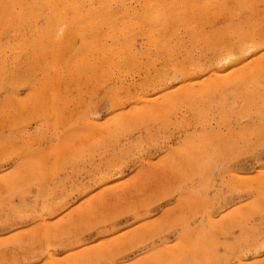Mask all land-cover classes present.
I'll return each instance as SVG.
<instances>
[{
  "label": "rangeland",
  "instance_id": "obj_1",
  "mask_svg": "<svg viewBox=\"0 0 264 264\" xmlns=\"http://www.w3.org/2000/svg\"><path fill=\"white\" fill-rule=\"evenodd\" d=\"M42 1L0 29V264H264V45L223 62L230 44L203 39L228 16L197 42L187 23L164 39L141 23L145 0H105L115 28L68 35L76 46L51 58L66 26L45 27ZM85 2L78 18L103 12Z\"/></svg>",
  "mask_w": 264,
  "mask_h": 264
},
{
  "label": "bare ground",
  "instance_id": "obj_2",
  "mask_svg": "<svg viewBox=\"0 0 264 264\" xmlns=\"http://www.w3.org/2000/svg\"><path fill=\"white\" fill-rule=\"evenodd\" d=\"M23 1H25V0H7V2H5L4 0H0V29H2V28H7V27H10V25L13 23V21H14V19L16 18V17H20L21 19H22V15H24L26 12L28 13L29 11H27V6H31L30 4H28V5H26V6H23V4H22V2ZM34 1V0H33ZM36 1V0H35ZM39 1V0H38ZM86 0H43L41 3H42V5H41V3H40V7L42 6L43 7V9L42 10H39V11H43L44 9H46L50 14H53V15H50V19H49V21L47 22V26H45V27H47L48 29H49V27L51 28V31H53L52 29H56V28H58L59 27V25L61 26V29H63V27H65L66 26V28H64L62 31H63V34H62V32H61V34L62 35H59V36H61V37H55L56 35H54L53 37H52V35L50 36V37H48V40H50V41H48V42H50V44H49V46H48V48L51 46V47H54L51 51H50V53L49 54H52V56H50L51 58L53 57V58H58L60 55H62L61 54V51H62V49L64 48V47H67L68 49H69V47H70V49L72 50L73 48H71V46L73 45V43H74V41H73V43H72V45H71V42H72V40H71V38L72 37H69L70 35H73V33L74 34H78V38H79V36H84L86 33H88V35L89 34H91V35H89V38H90V36H91V41L93 40L94 42H98V40L100 41V39H101V35L99 36L98 35V26L99 25H102V24H104V23H106V26H107V23H108V30L109 29H111L110 27H112V29H113V27L115 28V23L116 24H118L117 22H114L115 20H114V18L116 19V14L114 13V12H112L111 10L109 11L106 7H105V3H106V1L105 0H99L100 2H98V3H101L100 5H101V7H102V11L103 12H101V11H96L97 13H93L92 14V16H88V15H86V16H84L83 17V15H85V11H84V14L83 15H81L82 16V18L80 17V18H78L79 16V13H82L83 11V9L81 10V5L83 4V2H85ZM90 1H92V0H90ZM141 1V0H140ZM31 2H32V0H31ZM95 2V1H94ZM118 2V1H117ZM119 2H122L123 3V0L122 1H120L119 0ZM126 2V1H125ZM128 2V1H127ZM126 2V4H128ZM15 3H17L16 5H22L23 7H25V8H21V9H19V10H21L20 12H18L16 15L13 13L12 14V12H13V10H11L10 9V6L12 5V7H13V5L15 4ZM26 3H27V1H26ZM25 3V4H26ZM38 3V2H37ZM36 3V4H37ZM86 3V2H85ZM85 3H84V5H85ZM36 4L35 5H33L32 4V7H36ZM94 4V3H93ZM96 4V3H95ZM105 4V5H104ZM113 4V3H112ZM114 4H116V2L114 3ZM118 4V3H117ZM15 5V6H16ZM110 5H111V3H110ZM129 5V4H128ZM141 5H142V3H141ZM140 5V6H141ZM262 6V5H264V0H145V2H144V5H143V7H142V10L143 11H141V12H143V13H141V15H143L142 16V18H140L141 19V23H144V22H147L148 24H149V26H150V30H149V34H151V33H153V31L155 32L154 34H156L157 33V35L156 36H158V34L160 33V31H161V29H162V31H163V33H164V39H166L165 37L168 35V33L169 32H171L174 28H176L175 26L177 25V26H179L177 23H187L186 25H187V27H189V30L192 32V34H191V36L193 37V39L192 38H190L189 40L190 41H194V42H197L196 41V39L197 38H199L200 37V39L202 38L201 36H202V34H203V32H205V29H203V32H202V30H201V25L203 24V23H205V22H203L204 20H206V25L208 26V23L209 22H211V20L212 19H214V18H216V17H218V16H221V18H223L222 16H224V18L226 17V18H228L229 19V22L224 26L223 25V27H221V28H219V29H217L216 31H213V33H211L210 32V34H208L210 37L209 38H207V39H203V41H210V38L212 37L213 38V41L216 43V45H217V48H216V50H218V48H221V46H224L225 45V43H229L230 44V46H231V48H232V53H228V55L226 54V53H224L225 54V56L223 57V58H221V57H219V60H223V59H225V60H227V59H229V58H232L233 56H235V57H238L239 56V54L242 56L243 55V53L244 52H247V50H249V49H254V51L253 52H255L256 50H258L262 45H264V38H263V36H264V12H261V11H258L257 12V7H259V6ZM58 6H63V8H62V10H61V12H59L58 11V9L60 8H58ZM91 6V5H90ZM89 6V7H90ZM94 6V5H93ZM118 6V5H117ZM125 6V5H124ZM123 6V7H124ZM131 6V5H130ZM11 7V8H12ZM38 7V6H37ZM36 7V8H37ZM41 7V8H42ZM87 7V6H86ZM85 7V8H86ZM116 7V6H115ZM121 7V6H120ZM122 7V8H123ZM39 8V7H38ZM40 8V9H41ZM91 8V7H90ZM110 8H112V7H110ZM114 8V7H113ZM135 9L137 8V7H134ZM33 9V8H32ZM127 9H129V6H128V8ZM126 9V10H127ZM133 9V8H132ZM259 9V8H258ZM17 10V9H16ZM15 10V11H16ZM60 10V9H59ZM116 10H117V8H116ZM126 10H123L122 9V12L123 11H126ZM129 10H131V9H129ZM134 10V9H133ZM90 11H92V10H90ZM17 12V11H16ZM35 12H38V10L36 11L35 10ZM44 12V11H43ZM47 12V13H48ZM127 12H128V10H127ZM130 12V11H129ZM137 12V11H136ZM69 13H72V14H74V15H71L72 16V18H69L70 17V15H69ZM90 13V12H89ZM92 13V12H91ZM134 13V12H133ZM138 13H139V11H138ZM138 13H136V14H138ZM36 14V13H35ZM41 14V13H40ZM46 14V13H45ZM118 14V13H117ZM135 14V13H134ZM133 14V15H134ZM29 16H30V14H28ZM38 15V14H37ZM69 15V16H68ZM129 15V14H128ZM25 16V15H24ZM31 16L33 17V15H32V11H31ZM44 16V15H43ZM78 16V17H77ZM103 16H108L107 18L106 17H103ZM120 17H121V15H119ZM136 16V15H135ZM135 16H133V17H135ZM228 16V17H227ZM261 16H263V17H261ZM31 17V18H32ZM45 17V16H44ZM130 17V16H129ZM128 17V18H129ZM131 17H132V15H131ZM37 18H38V16H37ZM40 18V17H39ZM47 18V17H46ZM52 18H56V19H53L54 21L56 20V22H54L53 21V23L50 25V22L52 21ZM124 18H125V16H124ZM36 19V18H35ZM34 19V20H35ZM45 19V18H44ZM119 19V18H118ZM129 19H131V18H129ZM143 19V20H142ZM211 19V20H210ZM217 19H219V18H217ZM23 20H25L24 18H23ZM23 20H21L22 22H20L19 24H22L23 23ZM27 20H28V18H27ZM27 20H25L26 22H29V21H27ZM117 20V19H116ZM208 20V21H207ZM219 20H221V19H219ZM18 22V21H20V20H16L15 19V22ZM25 21H24V23H25ZM33 21V20H32ZM126 21H128L127 20V18H126ZM131 21V23H132V25L134 24L133 22H134V20H133V22H132V19L130 20ZM227 21V20H226ZM40 22V21H39ZM45 22V21H44ZM135 22H137V21H135ZM138 22H140V21H138ZM218 22V21H217ZM32 23V22H31ZM33 23H35V22H33ZM126 23H128V22H123V24L122 25H125ZM130 23V22H129ZM130 23V24H131ZM213 23V22H212ZM215 23H216V21H215ZM223 23V22H222ZM38 24V23H37ZM45 24V23H44ZM43 24V25H44ZM148 24H147V27H149L148 26ZM209 24H211V23H209ZM216 24H218V23H216ZM14 25H16V24H14ZM27 25V24H26ZM35 26H36V24H34ZM63 25H65V26H63ZM120 25V24H119ZM129 25V24H128ZM135 25H137V24H134V26ZM141 25V24H140ZM143 25V24H142ZM182 25V24H181ZM186 25H184V26H186ZM13 26V25H12ZM11 26V27H12ZM17 26H18V23H17ZM33 26V25H32ZM105 26V27H106ZM126 26V25H125ZM134 26H132L133 28H135ZM144 26V25H143ZM143 26H141V28L143 27ZM183 26V27H184ZM199 27V31L197 32V29L195 28V27ZM203 26H204V24H203ZM10 27V28H11ZM131 27V26H130ZM137 27H139V26H137ZM164 27V28H163ZM197 27V28H198ZM219 27V26H218ZM37 28V27H36ZM41 28V27H40ZM121 28H122V26H121ZM132 28V29H133ZM144 28V27H143ZM146 28V27H145ZM144 28V29H145ZM161 28V29H160ZM184 28H186V27H184ZM207 28V27H206ZM8 29V28H7ZM60 29V30H61ZM103 29V28H102ZM101 29V30H102ZM118 29H119V27H118ZM131 29V30H132ZM140 29V28H139ZM58 30V29H57ZM57 30H55V31H57ZM116 30H117V28H116ZM123 30V29H122ZM122 30H121V32H122ZM124 30L126 31V28L124 27ZM130 30V29H129ZM128 30V31H129ZM138 30V29H137ZM146 30H148L147 28H146ZM158 30V31H157ZM185 30V29H184ZM189 30H187V31H189ZM196 30V31H195ZM207 30L209 31V29L207 28ZM207 30H206V32H207ZM215 30V29H214ZM37 31H39V30H37ZM47 30L45 29V31L44 32H46ZM133 31V30H132ZM141 31V30H140ZM162 31H161V33H162ZM175 31H177L176 29H175ZM187 31H185V32H187ZM58 32H60V31H58ZM110 32H113V31H111L110 30ZM114 32H115V30H114ZM113 32V33H114ZM118 32H120V31H118ZM120 32V33H121ZM131 32V31H130ZM133 32H135V30L133 31ZM197 32V33H196ZM7 33V32H6ZM40 33H41V31H40ZM52 33V32H51ZM50 33V31H49V34H51ZM53 33H54V31H53ZM101 33V32H100ZM99 33V34H100ZM109 32H107L106 34H108ZM116 33V32H115ZM120 33H119V35H120ZM135 33H138V31L137 32H135ZM148 33V32H147ZM146 33V34H147ZM166 33H167V35H166ZM172 33V32H171ZM175 33V32H174ZM178 33V32H177ZM208 33V32H207ZM44 34H46V33H44ZM103 34V33H102ZM105 33H104V35H106ZM110 34V33H109ZM122 34V33H121ZM124 34V33H123ZM127 34V33H126ZM125 34V35H126ZM130 34V33H129ZM134 34V33H133ZM69 35V36H68ZM119 35H118V37H119ZM166 35V36H165ZM176 35V34H175ZM197 35V36H196ZM199 35V36H198ZM205 35H207V34H205ZM41 36V35H40ZM45 36H47V35H45ZM92 36H93V38H92ZM147 36V35H146ZM152 36H153V34H152ZM159 36H162L163 37V34L161 35H159ZM169 36V35H168ZM170 36H171V34H170ZM186 36V35H185ZM17 37V36H16ZM35 37H36V35H35ZM77 37H76V39H77ZM112 37V36H111ZM115 37H116V35H115ZM117 37V38H118ZM154 37V39L155 40H157V37L155 38V36H153ZM41 38V37H40ZM51 38V39H50ZM74 38V37H73ZM72 38V39H73ZM81 38H83V37H80V39ZM87 38V37H86ZM89 38L87 39V40H85V42L86 41H88L89 40ZM104 38H106L105 36H104ZM107 38H110V36L109 37H107ZM116 38V39H117ZM129 38V37H128ZM176 38V37H175ZM174 38V39H175ZM186 38V37H185ZM85 39V38H84ZM115 39V41H117ZM127 38H125V39H123V41L124 40H126ZM173 39V38H172ZM192 39V40H191ZM39 38H37V41H36V43L37 42H39ZM152 40H153V38H152ZM151 40V41H152ZM158 40H159V38H158ZM198 40V39H197ZM82 41V40H81ZM84 41V40H83ZM83 41H82V43H83ZM104 42H106L105 40H103ZM102 41V42H103ZM110 41V40H109ZM112 41H114V40H112L111 39V42ZM118 41H119V38H118ZM129 41H131L130 40V38H129ZM128 41V42H129ZM174 41V40H173ZM185 41H188V38L185 40ZM189 41V42H190ZM200 42L199 43H204V42H201V40H199ZM207 41L205 42V43H207ZM208 41V42H209ZM212 41V42H213ZM42 42V41H41ZM79 42V41H78ZM93 42V43H94ZM101 42V41H100ZM100 42H99V44H100ZM103 42V43H104ZM110 42V43H111ZM127 42V41H126ZM126 42H125V44H126ZM154 42V41H153ZM170 42V41H169ZM168 42V43H169ZM176 42V41H175ZM174 42V43H175ZM183 42H184V40H183ZM35 43V42H34ZM35 43V44H36ZM81 43V42H80ZM88 43V42H87ZM155 43V42H154ZM153 43V44H154ZM157 43H159V41L157 42L156 41V43L155 44H157ZM164 43V41L162 40V43L161 44H163ZM166 43V42H165ZM181 43H182V39H181ZM186 42H184V44H185ZM190 43H193V42H190ZM33 44V43H32ZM34 44V45H35ZM45 44H46V42H45ZM44 44V45H45ZM85 44V43H84ZM98 43H97V45L98 46H101V48H102V45H99ZM117 44H122L123 46H125L122 42L121 43H117ZM117 44H111V46H110V44H108L109 46L107 47V48H105L104 49V53H105V55H107V56H109V54H113V52H114V56H115V52H118V53H120L121 52V50H119V49H121V46H120V48L118 49L117 48ZM131 44V43H130ZM161 44H160V46H161ZM178 44V43H177ZM179 44H180V42H179ZM178 44V46H180ZM183 44V43H182ZM188 44V43H187ZM194 44V43H193ZM193 44H191V45H193ZM220 44H221V46H220ZM224 44V45H223ZM9 45V44H8ZM69 45H71V46H69ZM89 45V44H88ZM91 45V44H90ZM92 45H94V44H92ZM92 45H91V47H92ZM127 45H129V44H127ZM159 45V44H158ZM164 45V44H163ZM171 45H173V44H171ZM170 45V46H171ZM174 45H176V43L174 44ZM219 45V46H218ZM13 46H14V44H13ZM21 46V45H20ZM46 46V45H45ZM76 46V45H75ZM74 45H73V47H75ZM81 46V45H80ZM95 46V45H94ZM104 46V45H103ZM119 46V45H118ZM184 46H186V45H184ZM5 47H6V45H5ZM82 47V46H81ZM90 46H89V48H91ZM105 47H106V45H105ZM132 47V46H131ZM159 47V46H158ZM157 47V48H158ZM165 47H169V44H168V46L167 45H165ZM164 47V48H165ZM177 47V46H176ZM175 48V47H174ZM11 49V48H10ZM16 49H18L19 50V48L17 47ZM45 49H46V47H45ZM66 49V48H65ZM78 49V48H77ZM76 49V50H77ZM95 49V48H94ZM97 49V48H96ZM100 49V48H99ZM159 49H160V47H159ZM169 49V48H168ZM177 49V48H176ZM213 49V48H212ZM42 50V49H41ZM67 50V49H66ZM71 50H69V51H71ZM81 50L84 52L85 50H86V47H82L81 48ZM98 50V49H97ZM129 50H130V48H129ZM128 50V51H129ZM131 50H132V48H131ZM161 50H163L162 49V46H161V49L159 50V51H161ZM171 50V49H170ZM214 50V49H213ZM22 51V50H21ZM39 51H40V49H39ZM43 51H44V49H43ZM78 51V50H77ZM80 51V50H79ZM99 51V50H98ZM101 51V50H100ZM97 52V53H99V55H100V53L101 52ZM122 51H123V53H124V51H126V46L125 47H122ZM163 51H166V52H169V50L167 51V50H163ZM46 52H48V51H45V53ZM66 52V51H65ZM86 52H88V51H86ZM83 53V54H87V53ZM103 52V51H102ZM131 52H133V51H131ZM162 52V51H161ZM165 52V53H166ZM213 52V54L216 56V59H217V57L219 56L218 54L219 53H222V52H219V51H215L216 53H214V51H212ZM23 53H25V52H23ZM35 53V52H34ZM33 53V54H34ZM44 53V54H45ZM118 53H117V55H118ZM123 53L121 54V55H123ZM126 53V52H125ZM128 53H130V51L128 52ZM170 53V52H169ZM171 53H173V52H171ZM6 54V53H5ZM92 54H94L93 53V51H92ZM36 55V54H35ZM38 55V54H37ZM82 55V54H81ZM104 55V54H103ZM120 54H119V56H121ZM171 55V54H170ZM173 55V54H172ZM171 55V56H172ZM39 56H41V54L39 55ZM73 56V55H72ZM79 56H80V54H79ZM82 56H84V55H82ZM86 56V55H85ZM123 56H125V55H123ZM137 56V55H136ZM49 56H47V58H48ZM101 57H103V56H101ZM112 57V56H111ZM126 57V56H125ZM131 57V56H130ZM134 56H133V54H132V57H131V59L133 58ZM138 57V56H137ZM1 58H2V56H1ZM17 58V57H16ZM43 58V57H42ZM74 58V57H73ZM85 58V57H84ZM109 58V57H108ZM107 58V59H108ZM115 58H116V56H115ZM118 58H120V60H121V57H118ZM123 58V57H122ZM135 58V57H134ZM234 58V57H233ZM244 58V57H243ZM17 59H19V58H17ZM31 59H32V57H31ZM58 59H60V58H58ZM103 59V58H102ZM113 59V58H112ZM117 59V58H116ZM130 59V58H129ZM138 59V58H137ZM21 59H19V61H20ZM38 60V59H37ZM43 60V59H42ZM51 60V59H50ZM70 60H71V57H70ZM79 60V59H78ZM124 60V59H123ZM122 60V61H123ZM135 60V59H134ZM139 60V59H138ZM225 60H223V62H225ZM0 61H1V59H0ZM49 61V60H48ZM56 61V60H55ZM76 61V60H75ZM118 61V60H117ZM130 61V60H129ZM240 61H242V57H241V60ZM245 61V60H244ZM3 62V61H2ZM37 62V61H36ZM77 62V61H76ZM116 62V61H115ZM114 62V63H115ZM125 62V61H124ZM128 62V61H127ZM131 63H132V61H130ZM130 62H128V64L130 63ZM47 63V62H46ZM56 63H57V61H56ZM87 63V62H86ZM103 63V62H102ZM107 62H105V64H106ZM118 63H120L119 61H118ZM130 63V64H131ZM135 63H136V61H135ZM41 64V63H40ZM39 64V65H40ZM53 65H54V63H52ZM51 64V65H52ZM87 64H90V63H87ZM86 64V65H87ZM107 64H109V63H107ZM121 64H123L122 62H121ZM16 65H17V63H16ZM19 65V64H18ZM43 65V64H42ZM51 65H49V67H51ZM102 65H104V64H102ZM134 65V64H133ZM23 66V65H22ZM82 66H83V64H82ZM89 66V65H88ZM91 66V65H90ZM26 67V66H25ZM41 67V66H40ZM45 67H47V66H45ZM47 68V70L48 69H50V68ZM54 67V66H53ZM78 67V66H77ZM84 67H85V63H84ZM103 67H105V66H103ZM4 68H6V67H4ZM20 68V67H19ZM18 69V68H17ZM57 70H58V67L56 68ZM55 69V70H56ZM95 69V68H94ZM93 69V70H94ZM7 70V69H6ZM5 70V71H6ZM54 70V71H55ZM105 70H107V69H105L104 68V70H102V74H105V73H103V71H105ZM257 70H258V72L260 73V72H264V58L261 60V63H259V67L257 68ZM11 71H13V69L11 70ZM15 71V70H14ZM51 72H52V69L50 70ZM77 71H78V69H77ZM101 71V70H100ZM1 72H2V75L4 74V71L3 70H1ZM7 72V71H6ZM49 72V71H48ZM58 72V71H57ZM80 72V71H79ZM95 72H96V74L98 75V74H100L101 72H99V69L98 68H96L95 69ZM99 72V73H98ZM106 72V71H105ZM256 72V71H255ZM55 73H56V71H55ZM55 73H53L52 75H54ZM75 73V72H74ZM77 73V72H76ZM107 73V72H106ZM14 74H16V73H14ZM13 74V75H14ZM12 75V74H11ZM10 75V76H11ZM12 75V76H13ZM51 75V76H52ZM88 75V74H87ZM93 75V74H92ZM96 75V76H97ZM5 76V75H4ZM7 76V75H6ZM5 76V77H6ZM100 76V75H99ZM102 76V75H101ZM8 77V76H7ZM98 77V76H97ZM13 78V77H12ZM102 78V77H101ZM5 79V78H4ZM11 79V78H10ZM102 79H104V78H102ZM6 80H7V78H6ZM12 80V79H11ZM19 80V82L21 81L20 79H19V76H17V75H15L14 76V78H13V81L12 82H14V83H17V81ZM23 82V81H22ZM262 91V90H261ZM244 92V91H243ZM248 92V91H247ZM251 95V94H250ZM249 94H248V97L250 96ZM264 95V94H263ZM168 96V95H167ZM169 97V96H168ZM168 97H167V99H168ZM251 98H253V97H251ZM251 98H249V99H251ZM263 99V98H262ZM163 101V100H162ZM250 101V100H249ZM165 102V101H164ZM263 103H264V101H262ZM194 104V103H193ZM192 105V104H191ZM263 105V104H262ZM258 106H259V104H258ZM146 108V107H145ZM159 108V107H158ZM148 109V108H147ZM156 109V108H155ZM146 110V109H145ZM193 110V109H192ZM200 110V109H199ZM146 111H151V108H149L148 110H146ZM203 113V112H202ZM121 121H123V120H121ZM127 124V123H126ZM79 130V129H78ZM81 130V129H80ZM80 132H82V130L80 131ZM263 133V132H262ZM85 134H87V133H85ZM68 135V134H67ZM78 135H79V133H78ZM69 136V135H68ZM83 137V136H82ZM64 138V137H63ZM75 138V137H74ZM83 140V139H82ZM214 144V143H213ZM228 150V149H227ZM189 151V150H188ZM216 154V153H215ZM213 155V154H212ZM219 156V155H218ZM217 156V157H218ZM187 161V160H186ZM209 163V162H208ZM208 165V164H207ZM208 167V166H207ZM203 245H205V243L203 244V242L202 241H197L196 242V244H195V247L196 248H199V247H201V246H203ZM161 253V252H160Z\"/></svg>",
  "mask_w": 264,
  "mask_h": 264
}]
</instances>
